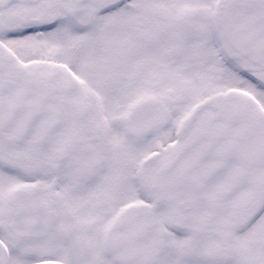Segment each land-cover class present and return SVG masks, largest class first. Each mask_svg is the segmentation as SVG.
Instances as JSON below:
<instances>
[{"label": "snow or ice", "instance_id": "snow-or-ice-1", "mask_svg": "<svg viewBox=\"0 0 264 264\" xmlns=\"http://www.w3.org/2000/svg\"><path fill=\"white\" fill-rule=\"evenodd\" d=\"M0 264H264V0H0Z\"/></svg>", "mask_w": 264, "mask_h": 264}]
</instances>
